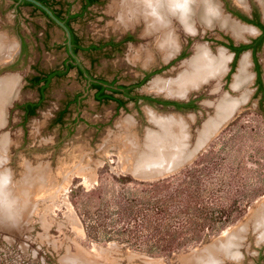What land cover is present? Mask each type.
I'll list each match as a JSON object with an SVG mask.
<instances>
[{
	"label": "rangeland",
	"instance_id": "obj_1",
	"mask_svg": "<svg viewBox=\"0 0 264 264\" xmlns=\"http://www.w3.org/2000/svg\"><path fill=\"white\" fill-rule=\"evenodd\" d=\"M48 1L55 9L64 6L66 10L71 4V14L81 13L83 4V0ZM228 1L240 6L236 0ZM122 2L99 0L70 22L83 48L123 42L116 48L79 51L81 64L93 79L117 85L138 84L148 76L132 95L178 102L196 99L197 106L175 110L145 99L126 100L122 107L115 101L101 103L74 67L66 76L53 79L42 108L23 122L15 105L38 98L37 89L27 86L28 78L37 70L61 67L68 58L61 46L65 35L32 6L0 0V35L14 50L12 63L0 68V78L13 76L12 87L17 84L0 125V169L15 184L23 183L25 177L33 176L36 181L43 174L46 180L23 204L28 206L26 214L24 210L20 213L24 230L0 227V264H63L62 256L67 254H85L96 264H183L188 257L201 256L199 249L225 239L246 223L241 246L234 248L233 257H223L221 264H264V234L259 232L264 231V221L259 227L251 223L264 218V92L255 93L251 61L250 80L243 87H232L240 60L248 53L239 57L228 80L226 67L220 78L186 96L150 89L158 77H177L180 65L197 45H206L214 54L225 49L217 42L221 32L236 42L250 37L237 38L230 30L217 24L207 26L198 19L193 31H188L173 19L178 46L166 59L156 46V35L143 33V19L130 23L132 18L119 15ZM215 2L226 15L223 0ZM127 36L131 39L123 41ZM258 60L264 83V46ZM77 94L85 95L68 107L63 123H55L58 113ZM117 96L125 100L122 94ZM226 96L245 100L186 162L151 177L124 168L118 140L124 135L120 133L125 132L126 116L133 122L131 132L143 141L147 131L157 130L147 108L160 115L193 114L188 134L194 144L203 124L214 115V104ZM147 151L148 146L139 153Z\"/></svg>",
	"mask_w": 264,
	"mask_h": 264
},
{
	"label": "bare ground",
	"instance_id": "obj_2",
	"mask_svg": "<svg viewBox=\"0 0 264 264\" xmlns=\"http://www.w3.org/2000/svg\"><path fill=\"white\" fill-rule=\"evenodd\" d=\"M121 1H123L124 9L121 8L123 11L119 15L127 16L128 19L132 18L130 23L143 19L145 24L143 33L156 35V46L165 52L164 55L168 56L166 59L173 56L178 46L177 38L172 32L171 23L173 19L178 20L183 28L188 31H193L194 20L198 19L207 26L217 24L223 29L230 30L237 38H242L246 33L252 32V28L241 25L223 14L215 0ZM236 1L239 4H245V0ZM259 1L261 3L264 2V0ZM122 20L124 19L122 18ZM205 46L200 44L195 47L194 54L180 65L177 77L171 79L158 77L153 80L150 89L156 92H163L168 96L183 97L200 85L220 78L221 74L226 70L230 55L226 54L227 52L225 53L226 50L223 48H220L217 54L211 53ZM12 48L13 46L8 44L5 36L0 35V61L9 60L13 56L14 50L12 51ZM249 64L248 54H244L240 60L238 71L234 75L233 88L243 87L248 82L250 78ZM12 78L14 77L0 78V125L3 123L2 116H4L6 105L15 95L17 84L12 87L14 80ZM244 100L245 97L243 96L242 98H229L226 96L218 99L216 103L214 102L215 113L205 122L204 130L198 134L194 144L190 143L188 134L193 114L189 117L177 113L160 115L154 109L147 108L149 120L157 126V130L147 131V137L143 141L140 138H136L137 135L131 132L129 124L133 122L130 116H126V119L122 120L125 132L120 133L124 135L122 137L119 136V140L117 139L124 153L120 156L123 159L121 161L125 162L124 168L139 176L151 177L158 176L165 170L181 165L212 136L214 131L218 130L222 123L232 116ZM128 132L131 133L126 134ZM147 146L149 151L142 152L143 154L139 153V151L145 150ZM146 153L149 154L146 155ZM32 178L25 177L23 183L15 184L12 181L10 182L8 174L0 169V227L8 230L11 228L17 229L16 231L24 230V226L20 224V213L24 210V214H26L28 206L24 207L23 204L31 196L33 189L36 191L38 188H42L44 182H46L44 174L38 176L36 181L33 176ZM41 185L42 187H39ZM10 194H13L12 197L14 198H10L8 196ZM66 215L69 216V214ZM262 221H264V218H255L251 223H253L254 227H259V223ZM248 225L249 223L242 225L236 232L231 233L232 235H227L223 240L204 246L198 250L201 256L193 255L188 257L183 264H221L226 257H233V254L237 252L234 248H237L242 243L243 240L241 238H243V233L247 230ZM259 232L261 235L264 234V231L259 230ZM223 257L225 258L223 259ZM190 259L193 262H190ZM61 260L63 264H96L87 258L85 254L79 256L67 254L63 255Z\"/></svg>",
	"mask_w": 264,
	"mask_h": 264
},
{
	"label": "trees",
	"instance_id": "obj_3",
	"mask_svg": "<svg viewBox=\"0 0 264 264\" xmlns=\"http://www.w3.org/2000/svg\"><path fill=\"white\" fill-rule=\"evenodd\" d=\"M16 2V0H14ZM45 5H47L49 8L52 9L54 14L61 20H63L66 25L70 28L71 34H72V46H73V51L75 54H78L79 51L84 50V51H95V50H101L104 46H112L114 48L118 47L121 43H114L112 41H108L106 43L100 44V45H90L88 48H83V46L80 43V39L75 35L73 29L70 26V22L72 20L77 19L83 12L87 10V8L91 5L99 3V0H83L82 8H81V13H76V14H71L70 13V6L71 4H68V7L66 10H64V6L59 9H55L52 4L49 3L48 0H39ZM59 3V2H58ZM30 5L32 6L35 10H39L45 17L47 15L42 12L38 7L34 6L33 4L27 2V1H21L19 5ZM47 19L49 20L50 23L54 24L48 17ZM131 39V36H127L123 41ZM66 40V39H65ZM65 42V41H64ZM63 42V47H65V51L67 53L68 58L65 59L62 62L61 67L53 68L50 70H37V72L28 78V87L31 88H36L38 91V98L36 100H28L24 101L21 103H18L15 105L16 109L20 110L22 112V120L23 122H26L29 118L35 116L40 108H42L45 100V93L47 89L49 88L51 82L53 79H59L61 77H64L67 75V73L74 67L77 68L76 65H74L72 62H70L71 56L68 54L66 44ZM25 45L23 44V49L25 50ZM247 46H243V48H246ZM242 48V49H243ZM79 74L81 76L82 72L79 68H77ZM148 77V76H147ZM145 77L141 82L145 81L147 79ZM141 82L138 84L134 85H117L115 82H105L102 80H97L96 82H92L90 84V89L94 90L93 97L96 101L98 102H107V101H115L119 107L124 106L126 103V100H132L135 101L136 103L138 102L139 99H145L150 102H155V103H162L164 105H171L174 104L177 108L179 109H193L196 107V105H192V103H178V102H173V101H168V100H160V99H155L151 98L149 96L145 95H132V91L135 87L141 85ZM106 84L107 86H105ZM117 94H122L124 98H120L117 96ZM80 94L75 95L70 101L66 103V106L64 107V110L60 111L58 113L57 118L54 119L55 123H63V118L68 112V107L71 104H76L78 97Z\"/></svg>",
	"mask_w": 264,
	"mask_h": 264
},
{
	"label": "flooded vegetation",
	"instance_id": "obj_4",
	"mask_svg": "<svg viewBox=\"0 0 264 264\" xmlns=\"http://www.w3.org/2000/svg\"><path fill=\"white\" fill-rule=\"evenodd\" d=\"M223 8L227 12V16L234 21L240 23L241 25H246L252 28L251 33H246L243 37L249 36L248 40H243L240 42H236L234 38L226 33L221 32L220 39H217L221 45L225 47V50L228 51L230 58V67L227 63V77L226 80L229 79V76L234 72L235 65L239 60V57L243 53H248V57L250 58L251 63L253 64V69L255 72L254 76V85L256 87L257 92H264V83L261 76V64L258 60V53L264 46V2H260L259 0H245V4H240L239 7L231 6L228 0H223ZM242 37V38H243ZM243 46H247L243 48ZM243 48V49H242ZM183 52L179 54L178 57L182 56ZM231 59V60H230ZM223 73L221 74V76ZM250 80V79H249ZM264 95V94H263ZM155 98V97H154ZM142 99V98H141ZM160 100H168L166 98H155ZM168 101L178 102L173 99H169ZM178 103H192V105L197 106L196 99H189L186 102H178ZM160 106L171 107L175 110H181L177 108L174 104L164 105L162 103H156Z\"/></svg>",
	"mask_w": 264,
	"mask_h": 264
},
{
	"label": "water",
	"instance_id": "obj_5",
	"mask_svg": "<svg viewBox=\"0 0 264 264\" xmlns=\"http://www.w3.org/2000/svg\"><path fill=\"white\" fill-rule=\"evenodd\" d=\"M21 1H27L31 4H33L34 6L38 7L42 12H44L47 17L55 24L57 25L59 28H61L64 32V35H65V44H66V47H67V51H68V54L71 56V59H70V62H72L74 65L77 66V68H79L82 72V75L84 76V78H86L87 82H88V85H87V88L90 89V84L92 82H96L97 80L93 79L91 77V75L88 73V71L84 68V66L81 64L80 62V59L79 57L77 56V54L74 53L73 51V46H72V34H71V31H70V28L66 25V23L59 19L55 14L54 12L52 11L51 8H49L47 5H45L44 3H42L41 1L39 0H16L15 4L16 6L21 2ZM16 53V52H15ZM12 59L10 60H7V61H0V68L2 67H6L8 66L9 64L12 63ZM105 86H107L106 84H104ZM85 94L81 95L79 97V101L82 99V97L84 96ZM11 102V101H10ZM7 110V109H6ZM208 120V119H207ZM206 120V121H207ZM204 125L205 123L203 124V126L201 127L199 133H202V131L204 130Z\"/></svg>",
	"mask_w": 264,
	"mask_h": 264
},
{
	"label": "crops",
	"instance_id": "obj_6",
	"mask_svg": "<svg viewBox=\"0 0 264 264\" xmlns=\"http://www.w3.org/2000/svg\"><path fill=\"white\" fill-rule=\"evenodd\" d=\"M140 100V99H139ZM107 102H109V101H107ZM101 103H105V102H101ZM118 105V104H117ZM122 107V106H121Z\"/></svg>",
	"mask_w": 264,
	"mask_h": 264
}]
</instances>
